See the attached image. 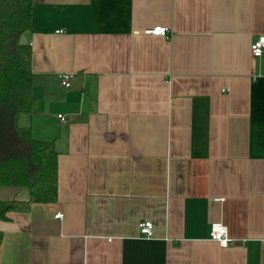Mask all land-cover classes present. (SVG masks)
<instances>
[{
	"label": "crops",
	"instance_id": "crops-1",
	"mask_svg": "<svg viewBox=\"0 0 264 264\" xmlns=\"http://www.w3.org/2000/svg\"><path fill=\"white\" fill-rule=\"evenodd\" d=\"M262 35L264 0H37L19 124L54 141L58 197L0 221V264H264Z\"/></svg>",
	"mask_w": 264,
	"mask_h": 264
},
{
	"label": "trees",
	"instance_id": "trees-1",
	"mask_svg": "<svg viewBox=\"0 0 264 264\" xmlns=\"http://www.w3.org/2000/svg\"><path fill=\"white\" fill-rule=\"evenodd\" d=\"M37 0H0V187L27 190L28 198L0 200V221L28 213L58 197V152L38 140L19 118L35 105L32 48L21 43L31 30ZM3 233L0 231V247Z\"/></svg>",
	"mask_w": 264,
	"mask_h": 264
},
{
	"label": "built area",
	"instance_id": "built-area-1",
	"mask_svg": "<svg viewBox=\"0 0 264 264\" xmlns=\"http://www.w3.org/2000/svg\"><path fill=\"white\" fill-rule=\"evenodd\" d=\"M62 32V31H58ZM146 35L163 36L167 37L170 34V30L167 27L157 26L145 30ZM251 53L254 58H259L264 54V35L259 36L251 45ZM73 78L72 73H63L59 76L61 84L66 87H71V79ZM59 117L64 120L62 115ZM58 218H62L63 214L58 213ZM140 232L145 238L153 237V225L150 221H144L140 225ZM211 239L217 241L221 246L227 247L232 243V239L229 237V231L227 226L222 223H213L211 225Z\"/></svg>",
	"mask_w": 264,
	"mask_h": 264
},
{
	"label": "water",
	"instance_id": "water-1",
	"mask_svg": "<svg viewBox=\"0 0 264 264\" xmlns=\"http://www.w3.org/2000/svg\"><path fill=\"white\" fill-rule=\"evenodd\" d=\"M21 43H23V44H27L28 43V40L26 39V37H22L21 38Z\"/></svg>",
	"mask_w": 264,
	"mask_h": 264
},
{
	"label": "rangeland",
	"instance_id": "rangeland-1",
	"mask_svg": "<svg viewBox=\"0 0 264 264\" xmlns=\"http://www.w3.org/2000/svg\"><path fill=\"white\" fill-rule=\"evenodd\" d=\"M21 125V124H20Z\"/></svg>",
	"mask_w": 264,
	"mask_h": 264
}]
</instances>
